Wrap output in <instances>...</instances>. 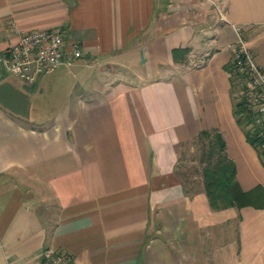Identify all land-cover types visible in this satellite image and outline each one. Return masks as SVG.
<instances>
[{
    "label": "crops",
    "instance_id": "crops-1",
    "mask_svg": "<svg viewBox=\"0 0 264 264\" xmlns=\"http://www.w3.org/2000/svg\"><path fill=\"white\" fill-rule=\"evenodd\" d=\"M233 24L264 68V0H0V58L35 29L83 50L34 81L0 61V264H47V247L71 264H264V206L213 208L203 175L181 172L218 130L264 195Z\"/></svg>",
    "mask_w": 264,
    "mask_h": 264
},
{
    "label": "built area",
    "instance_id": "built-area-1",
    "mask_svg": "<svg viewBox=\"0 0 264 264\" xmlns=\"http://www.w3.org/2000/svg\"><path fill=\"white\" fill-rule=\"evenodd\" d=\"M232 26L237 39L231 45V73L239 77L241 85L236 96L244 100L246 115L250 116L247 121L250 128L257 132L258 147L264 158V68L257 63L247 46L241 27ZM82 55L80 44L68 41L60 28L35 29L21 32L18 42L5 50L0 61L8 73L34 81L62 64L71 65ZM43 257L47 264L72 262V256L64 249L47 247Z\"/></svg>",
    "mask_w": 264,
    "mask_h": 264
},
{
    "label": "trees",
    "instance_id": "trees-1",
    "mask_svg": "<svg viewBox=\"0 0 264 264\" xmlns=\"http://www.w3.org/2000/svg\"><path fill=\"white\" fill-rule=\"evenodd\" d=\"M238 79L239 77L235 79L237 90L241 87ZM245 110L244 100L236 103L237 115ZM249 118L250 116L245 114V119ZM238 119L243 121L241 116ZM199 137L205 145L200 161L203 163L204 188L212 207L237 206L241 208L246 205L263 207L264 195L257 200L251 190H246L241 186L237 178L236 163L226 152V141L222 133L218 130H203ZM247 139L258 147L259 139L256 130H248Z\"/></svg>",
    "mask_w": 264,
    "mask_h": 264
},
{
    "label": "rangeland",
    "instance_id": "rangeland-1",
    "mask_svg": "<svg viewBox=\"0 0 264 264\" xmlns=\"http://www.w3.org/2000/svg\"><path fill=\"white\" fill-rule=\"evenodd\" d=\"M241 117L242 119L247 121V119H245V116ZM249 129L252 130L250 126ZM199 138L195 137L183 156L181 172L184 178L189 176L190 178H193L195 180L201 179L203 163L200 161V158L203 153V147L205 145L204 141Z\"/></svg>",
    "mask_w": 264,
    "mask_h": 264
}]
</instances>
